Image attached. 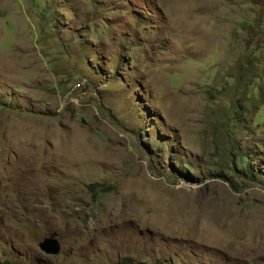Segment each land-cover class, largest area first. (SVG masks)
<instances>
[{
    "label": "rangeland",
    "instance_id": "rangeland-1",
    "mask_svg": "<svg viewBox=\"0 0 264 264\" xmlns=\"http://www.w3.org/2000/svg\"><path fill=\"white\" fill-rule=\"evenodd\" d=\"M126 257L264 264V0H0V264Z\"/></svg>",
    "mask_w": 264,
    "mask_h": 264
},
{
    "label": "water",
    "instance_id": "water-1",
    "mask_svg": "<svg viewBox=\"0 0 264 264\" xmlns=\"http://www.w3.org/2000/svg\"><path fill=\"white\" fill-rule=\"evenodd\" d=\"M40 248L43 252L49 255H57L61 250L60 243L53 236L45 238L40 243Z\"/></svg>",
    "mask_w": 264,
    "mask_h": 264
},
{
    "label": "trees",
    "instance_id": "trees-1",
    "mask_svg": "<svg viewBox=\"0 0 264 264\" xmlns=\"http://www.w3.org/2000/svg\"><path fill=\"white\" fill-rule=\"evenodd\" d=\"M239 170H240V167L242 168H244V165H243V163L241 162V163H239ZM243 170V169H242ZM221 176H222V178H227L228 179V177H226L225 175H223L222 173L220 174ZM114 264H146V263H144V262H135L131 257H126V258H124V259H122L121 261H119V262H117V263H114ZM156 264H164V263H162V262H157Z\"/></svg>",
    "mask_w": 264,
    "mask_h": 264
}]
</instances>
